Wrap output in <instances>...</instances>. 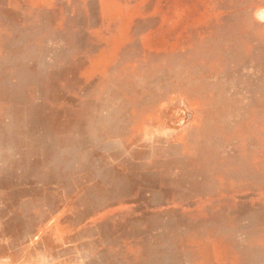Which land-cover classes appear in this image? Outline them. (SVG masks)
Returning <instances> with one entry per match:
<instances>
[{"label":"rangeland","instance_id":"374dc122","mask_svg":"<svg viewBox=\"0 0 264 264\" xmlns=\"http://www.w3.org/2000/svg\"><path fill=\"white\" fill-rule=\"evenodd\" d=\"M0 264H264V0H0Z\"/></svg>","mask_w":264,"mask_h":264}]
</instances>
